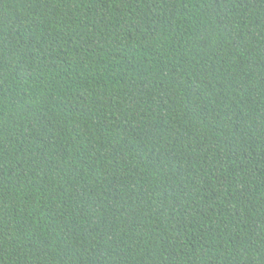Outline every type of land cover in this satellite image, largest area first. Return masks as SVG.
Returning <instances> with one entry per match:
<instances>
[{
    "label": "trees",
    "instance_id": "obj_1",
    "mask_svg": "<svg viewBox=\"0 0 264 264\" xmlns=\"http://www.w3.org/2000/svg\"><path fill=\"white\" fill-rule=\"evenodd\" d=\"M0 264H264V0H0Z\"/></svg>",
    "mask_w": 264,
    "mask_h": 264
}]
</instances>
